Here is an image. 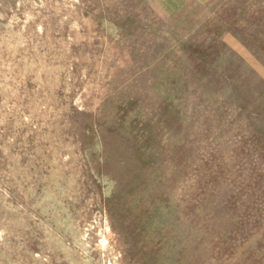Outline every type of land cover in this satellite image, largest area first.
<instances>
[{
    "label": "rangeland",
    "instance_id": "1",
    "mask_svg": "<svg viewBox=\"0 0 264 264\" xmlns=\"http://www.w3.org/2000/svg\"><path fill=\"white\" fill-rule=\"evenodd\" d=\"M0 264H264V0H0Z\"/></svg>",
    "mask_w": 264,
    "mask_h": 264
}]
</instances>
